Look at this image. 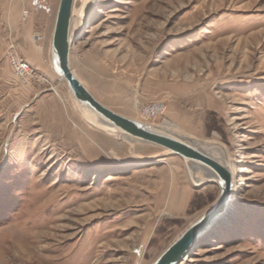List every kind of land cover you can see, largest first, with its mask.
I'll list each match as a JSON object with an SVG mask.
<instances>
[{"label": "rangeland", "instance_id": "obj_1", "mask_svg": "<svg viewBox=\"0 0 264 264\" xmlns=\"http://www.w3.org/2000/svg\"><path fill=\"white\" fill-rule=\"evenodd\" d=\"M58 1L0 0V264H150L218 185L84 120L50 67ZM70 64L110 109L228 153L231 201L179 264H264V0H92Z\"/></svg>", "mask_w": 264, "mask_h": 264}, {"label": "water", "instance_id": "obj_2", "mask_svg": "<svg viewBox=\"0 0 264 264\" xmlns=\"http://www.w3.org/2000/svg\"><path fill=\"white\" fill-rule=\"evenodd\" d=\"M78 0H59L55 11L49 42V60L52 70L65 80L66 85L77 105L90 110L102 120L115 126L130 138L155 144L169 150L183 159L198 163L214 173V177L202 182H193L196 186L206 182L218 185L219 194L215 201L199 216L192 220L156 257L150 264H179L195 242L216 219L227 209L232 195L234 182L226 166L206 153V150L196 146L183 136L152 126L150 123L122 115L97 100L85 84L73 72L70 64V49L73 40L70 23L73 7H78ZM186 166L188 176L191 173Z\"/></svg>", "mask_w": 264, "mask_h": 264}, {"label": "bare ground", "instance_id": "obj_3", "mask_svg": "<svg viewBox=\"0 0 264 264\" xmlns=\"http://www.w3.org/2000/svg\"><path fill=\"white\" fill-rule=\"evenodd\" d=\"M78 1H79V6L78 7H73L72 15H71V23H70V25H71L70 29L71 30L70 31H71V34H73V35L77 34L79 29L84 24V18H85L86 14H87L88 7L91 6V2H92V0H78ZM50 67H51V62H50ZM51 70H52V68H51ZM72 70H73V68H72ZM52 72L54 74H56L53 70H52ZM73 72H74V70H73ZM64 82H65V80H64ZM81 82H82V80H81ZM65 84H66V82H65ZM68 92L70 94V97L72 98V101H73L74 106L76 107L77 111L84 118V120H86L89 123V125H91V126H93L95 128H98V129L102 130L103 132H105L107 134L114 135V136H116V137H118L120 139L136 140L134 138H130L127 135L123 134L115 126H113L112 124L108 123L107 121L102 120L94 112H92L90 110L88 111L86 109H83V108L79 107L77 105V103L75 102L74 98L72 97L69 89H68ZM146 123H148V122H146ZM150 124L152 126L158 127L159 129L168 131L170 133H174V134L183 136V138H185L186 140L192 141L194 145L206 150V153H208L210 156H212L217 161H219L221 164H223L224 166L227 167V169L231 173V178H232V181H233V179H234V169L232 168V165L230 163V159H229L228 153L226 152V150L221 145H219L215 141L206 142V141H201V140H195V139L190 138L188 135L179 133V132H177V131H175L173 129H167V127L166 128L159 127V126H157L155 124H152V123H150ZM164 152L165 153H170L169 150H167V149H165ZM113 154H115V153L113 152ZM185 165L188 166V169H189V171L191 173V177H189L188 173H187V178L190 179L191 181H193L194 183L195 182H202V181H205V180H209V179H212L215 176L214 173L210 169L205 168L204 166H202V165H200L198 163H194V162H190V161L186 160V161H184V166ZM185 169H187L186 166H185ZM186 172H187V170H186ZM234 189L235 188H234V184H233L232 195L234 193ZM192 247H191V249H192Z\"/></svg>", "mask_w": 264, "mask_h": 264}, {"label": "built area", "instance_id": "obj_4", "mask_svg": "<svg viewBox=\"0 0 264 264\" xmlns=\"http://www.w3.org/2000/svg\"><path fill=\"white\" fill-rule=\"evenodd\" d=\"M22 14L25 18L28 15L27 10H23ZM37 38L41 39V36L38 35ZM7 54L16 76L24 80L33 76V70L31 69V65L27 61L19 57L13 44H10L7 47ZM163 111L164 106L160 102H151L141 109L142 115L147 119L154 118L156 115Z\"/></svg>", "mask_w": 264, "mask_h": 264}, {"label": "crops", "instance_id": "obj_5", "mask_svg": "<svg viewBox=\"0 0 264 264\" xmlns=\"http://www.w3.org/2000/svg\"><path fill=\"white\" fill-rule=\"evenodd\" d=\"M25 1H26V0H25ZM41 38H42V37H41ZM49 42H50V39H49ZM35 48H36V47H35ZM39 54L41 55V53H39ZM48 55H49V50H48ZM30 59H31V60H34V58L31 57V56H30Z\"/></svg>", "mask_w": 264, "mask_h": 264}]
</instances>
